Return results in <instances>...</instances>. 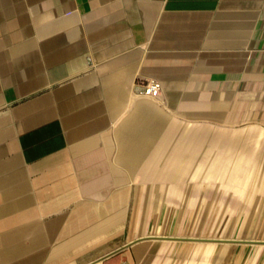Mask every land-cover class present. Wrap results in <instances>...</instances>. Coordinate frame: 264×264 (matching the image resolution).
<instances>
[{
	"label": "crops",
	"instance_id": "1",
	"mask_svg": "<svg viewBox=\"0 0 264 264\" xmlns=\"http://www.w3.org/2000/svg\"><path fill=\"white\" fill-rule=\"evenodd\" d=\"M0 264H264V0H0Z\"/></svg>",
	"mask_w": 264,
	"mask_h": 264
},
{
	"label": "built area",
	"instance_id": "2",
	"mask_svg": "<svg viewBox=\"0 0 264 264\" xmlns=\"http://www.w3.org/2000/svg\"><path fill=\"white\" fill-rule=\"evenodd\" d=\"M161 88V83L160 81L156 80V79H149V80H145L142 84H141V90L140 93L141 94H153L157 91H159Z\"/></svg>",
	"mask_w": 264,
	"mask_h": 264
}]
</instances>
